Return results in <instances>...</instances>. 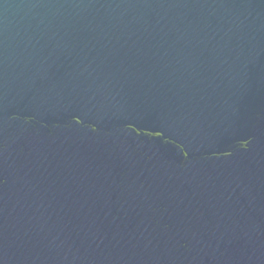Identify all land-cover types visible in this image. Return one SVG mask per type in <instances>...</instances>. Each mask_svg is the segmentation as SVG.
<instances>
[{
    "label": "water",
    "instance_id": "95a60500",
    "mask_svg": "<svg viewBox=\"0 0 264 264\" xmlns=\"http://www.w3.org/2000/svg\"><path fill=\"white\" fill-rule=\"evenodd\" d=\"M0 264H264V0H0Z\"/></svg>",
    "mask_w": 264,
    "mask_h": 264
}]
</instances>
